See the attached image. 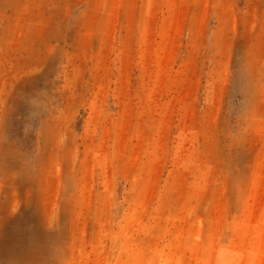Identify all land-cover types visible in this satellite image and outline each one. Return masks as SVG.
Wrapping results in <instances>:
<instances>
[{
  "label": "rangeland",
  "instance_id": "rangeland-1",
  "mask_svg": "<svg viewBox=\"0 0 264 264\" xmlns=\"http://www.w3.org/2000/svg\"><path fill=\"white\" fill-rule=\"evenodd\" d=\"M0 264H264V0H0Z\"/></svg>",
  "mask_w": 264,
  "mask_h": 264
}]
</instances>
